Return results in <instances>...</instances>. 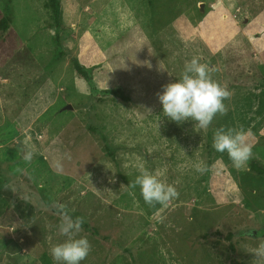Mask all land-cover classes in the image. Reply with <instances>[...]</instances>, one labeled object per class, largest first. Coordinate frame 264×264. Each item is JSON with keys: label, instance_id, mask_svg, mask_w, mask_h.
<instances>
[{"label": "rangeland", "instance_id": "obj_1", "mask_svg": "<svg viewBox=\"0 0 264 264\" xmlns=\"http://www.w3.org/2000/svg\"><path fill=\"white\" fill-rule=\"evenodd\" d=\"M59 3L57 26L49 0H0V264H55L65 237L52 201L85 220L80 264H252L264 238V175L251 170L264 169V0ZM193 57L232 93L200 132L163 117L157 97ZM221 127L250 132L244 169L212 148ZM140 166L177 189L167 207L128 188Z\"/></svg>", "mask_w": 264, "mask_h": 264}, {"label": "clouds", "instance_id": "obj_2", "mask_svg": "<svg viewBox=\"0 0 264 264\" xmlns=\"http://www.w3.org/2000/svg\"><path fill=\"white\" fill-rule=\"evenodd\" d=\"M217 69L207 63H201L198 57L186 61L180 77L174 82L162 86L157 93L162 105L163 117L177 124L186 121L194 122V130H206L217 114L225 115L228 111L224 101L231 98V91L227 85H221L213 79L212 73ZM250 132L242 127L238 130L223 127L215 129L213 133L212 148L218 153H227L232 166L237 170L244 169L252 158V145L248 142ZM20 155L24 163L30 164L33 152L22 146ZM195 171L203 174L207 168L196 164ZM20 169L18 168L17 171ZM60 165H57V171ZM139 188L145 204L149 207L160 205L167 207L169 202L179 193L175 186L165 183L159 172L152 173L143 166L139 168V175L131 180L128 188ZM50 207L55 209L59 217L58 232L65 237L63 242L55 244L50 249V256L55 264H80L91 251L90 241L86 236L80 235L85 220L83 217H73L67 206L52 201ZM252 264H264V238L258 240L251 250Z\"/></svg>", "mask_w": 264, "mask_h": 264}, {"label": "trees", "instance_id": "obj_3", "mask_svg": "<svg viewBox=\"0 0 264 264\" xmlns=\"http://www.w3.org/2000/svg\"><path fill=\"white\" fill-rule=\"evenodd\" d=\"M49 7L52 10V15H53V19L55 22V25L58 26L59 23V15H60V3L59 0H49ZM0 27L3 30H7L8 29V23L6 20L0 21ZM75 71L77 72L78 75L82 76V77H87L86 72H84L82 70V68L78 65L75 64ZM251 170L258 173L259 175H264V169L261 168L258 164L253 163L251 165Z\"/></svg>", "mask_w": 264, "mask_h": 264}, {"label": "water", "instance_id": "obj_4", "mask_svg": "<svg viewBox=\"0 0 264 264\" xmlns=\"http://www.w3.org/2000/svg\"><path fill=\"white\" fill-rule=\"evenodd\" d=\"M66 108H71V106L68 105Z\"/></svg>", "mask_w": 264, "mask_h": 264}]
</instances>
